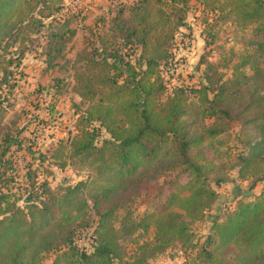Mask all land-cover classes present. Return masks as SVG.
I'll return each mask as SVG.
<instances>
[{
	"label": "trees",
	"instance_id": "16d2710c",
	"mask_svg": "<svg viewBox=\"0 0 264 264\" xmlns=\"http://www.w3.org/2000/svg\"><path fill=\"white\" fill-rule=\"evenodd\" d=\"M190 1L121 3L97 41L75 58L73 90L88 108L76 120L75 134L57 150L64 156L59 167L87 176L56 189L41 182L22 203L8 191L0 193V264H145L174 245L192 253L197 245L190 224L211 209L215 188L228 181L227 171L235 168L238 179L263 180L264 0H201L206 47L214 43L216 26L257 25L255 51L232 53L236 63L231 56L224 64L229 75L218 63L205 61L197 83L169 91L163 71L173 67L171 47ZM62 6V0H0V87L7 83L9 67L21 65L22 44L36 34L45 35L49 62L61 54L74 32L67 18L57 17ZM211 29L208 39L205 31ZM2 108L0 101V115ZM231 122L239 124L242 146L232 164L202 156L207 143L225 137ZM15 143L0 139V168L11 163L5 156ZM168 161L180 164L187 180L151 183ZM139 180L146 181L138 188L145 189V197L163 198L153 213L152 239L126 256L115 226L116 208L123 202L115 198ZM249 197L236 200L222 221L213 219V231L197 253L203 264H264V185ZM89 211L96 221L85 249L75 235L89 225L82 224ZM127 222L119 226L126 234L141 224ZM49 253L54 255L45 263Z\"/></svg>",
	"mask_w": 264,
	"mask_h": 264
},
{
	"label": "rangeland",
	"instance_id": "374dc122",
	"mask_svg": "<svg viewBox=\"0 0 264 264\" xmlns=\"http://www.w3.org/2000/svg\"><path fill=\"white\" fill-rule=\"evenodd\" d=\"M134 1L62 0L63 6L57 17L67 18L69 21L67 26L74 32L65 43L61 54L51 60L53 62L47 60L45 54L47 44L43 32L22 44L21 65L15 68L12 64L9 67L11 73L8 75L7 83L0 87V101L3 107L0 115V139L8 137L18 142L10 146L5 156L8 161L15 164L13 174L10 171V162H6L5 166L0 168V186H4L0 193L8 191L12 199L22 203L27 193L34 191L41 182H46L51 189H56L64 184H74L80 176L83 177L84 174L79 175L70 167L63 169L59 167L64 156L57 150L67 137L75 134L76 120L88 108V102L81 99L73 90L72 74L73 68L77 65L74 61L86 46L89 49L88 45L97 41L98 35L107 27L121 3L131 5ZM206 15L201 0H191L188 3L171 47L174 55L173 67L164 68L163 71L169 91L181 85L197 83L203 74L205 61L218 63L219 70L229 75V66L224 64L228 62L232 53L255 51L253 49L255 45L251 42L257 35L254 33L257 25L242 30L231 25L216 26L213 29L217 32L214 43L206 47L201 35L202 19ZM208 31H205V35L211 39L212 29ZM232 59L231 63H236L234 55ZM246 71L250 73L249 69ZM238 130L239 124L231 122L225 137L222 136L212 145L207 143L201 155L213 161L217 159L215 162L226 160L231 165L235 151L242 147L236 135ZM103 137L102 132L97 143ZM55 154L57 156H54ZM227 168L226 165L225 169ZM227 173L228 181L220 183L215 188L216 200L206 212L204 219L192 221L190 224L197 245L193 252L184 253L174 245L155 256L148 257L145 264H203L197 253L205 246V241L213 231V219L220 217L219 222L222 221L224 213L236 200L246 201L251 198L249 196L256 195L255 192H261L263 187L260 182L262 180L238 179L235 168H230ZM162 174L151 183L163 184L174 177L182 182L187 180L183 167L171 161L167 162L166 170ZM256 184H259L257 188L254 187ZM145 185L146 181L139 180L132 185L133 187L115 198V201L123 202L116 208L115 226H118L119 240L126 256L136 250L137 244L150 241L154 234L152 225H155L156 217L153 213L163 196H155L149 200L145 197V189L140 192L138 190L139 186L143 188ZM87 221L89 225L75 235V243L85 249L89 248L92 241L91 226L96 221L93 211L88 212L82 224ZM125 222L129 225L141 224L132 234H126L119 230L121 223ZM146 224L148 227L145 230ZM53 255V253L46 255L44 262L49 263Z\"/></svg>",
	"mask_w": 264,
	"mask_h": 264
},
{
	"label": "built area",
	"instance_id": "2783aa9c",
	"mask_svg": "<svg viewBox=\"0 0 264 264\" xmlns=\"http://www.w3.org/2000/svg\"><path fill=\"white\" fill-rule=\"evenodd\" d=\"M70 169H71L73 172H77V173H79V175L84 174L82 178H85V177L87 176V172H85V171L78 170V169H73V168H70ZM79 178L81 179V176H80ZM79 178H78V180H79Z\"/></svg>",
	"mask_w": 264,
	"mask_h": 264
},
{
	"label": "crops",
	"instance_id": "0c3cea01",
	"mask_svg": "<svg viewBox=\"0 0 264 264\" xmlns=\"http://www.w3.org/2000/svg\"><path fill=\"white\" fill-rule=\"evenodd\" d=\"M261 182V185L263 186V184H264V179L262 180V181H260ZM259 186V184H256L254 187L255 188H257ZM255 192V191H254ZM259 192H255V194H258Z\"/></svg>",
	"mask_w": 264,
	"mask_h": 264
}]
</instances>
